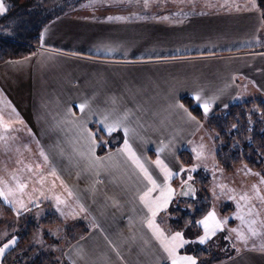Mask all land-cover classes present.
<instances>
[{"label": "crops", "instance_id": "1", "mask_svg": "<svg viewBox=\"0 0 264 264\" xmlns=\"http://www.w3.org/2000/svg\"><path fill=\"white\" fill-rule=\"evenodd\" d=\"M96 7L86 3L52 19L34 54L0 63V117L10 123L0 128V178L27 182L22 198L28 210L0 199L33 218L46 210L60 224L62 244L54 245L47 264H171L147 225L151 214L140 196L151 185L123 151L124 129L158 184L165 181L157 157L179 173V155L193 151V141L201 150L216 142L211 116L264 100V13L259 0H134L131 6ZM8 12L0 13V28ZM115 121L120 126L109 133L104 124ZM256 171L264 175V166ZM250 172L244 174L246 190H252ZM180 178L168 181L175 194L155 217L165 236L176 232L169 209ZM257 185L264 192V184ZM251 204H260L264 217V203ZM215 264H264V244L235 250Z\"/></svg>", "mask_w": 264, "mask_h": 264}, {"label": "rangeland", "instance_id": "2", "mask_svg": "<svg viewBox=\"0 0 264 264\" xmlns=\"http://www.w3.org/2000/svg\"><path fill=\"white\" fill-rule=\"evenodd\" d=\"M26 1L27 0H20L19 7H12L7 13L8 29L11 32H9V34H6V36H10L11 38L10 37H6V38L12 39L15 36L16 32L23 30V28L20 27L22 15L25 12H28V9H32L26 7L28 3ZM133 1L134 0H82V1L70 0V2L67 4V5L70 4L69 7H65L67 6L65 5L62 6L61 9L59 10H61L62 13L68 14L71 12H76L80 6L83 5L85 6L86 3L87 6L89 5L91 7L101 6L102 9H106V8L115 7L117 5L131 6L133 4ZM3 3H5L4 0ZM2 40L5 39L2 38ZM38 47L39 44L37 48ZM259 99L263 100L261 97H259L252 99V101L253 100L259 101ZM184 102L188 105V108L190 110H192L193 108L196 109V106L189 100H184ZM254 106L256 107V105ZM227 109L215 113V115L211 116V118H209L208 120L209 131L215 133L214 137L217 143L216 142L214 144L208 143V145L203 150H201V146H200L197 149V151H202L203 155L200 156L199 158L196 157V153L191 149L183 150L179 155V161L181 165L185 166V172L177 174L181 178L178 181L179 188L177 192V200L171 204L169 209V216L171 217V221L174 219V217L176 218V212H178L176 210L178 209L184 210L185 213L189 215L193 214L194 211L196 210H200L202 208L201 205L202 200L203 201L208 200L209 202L208 210L215 208L219 218L223 219L224 217H228L227 223L225 224L223 230H217L216 233L210 236L204 243H200V241L196 239L199 235L203 234L202 227L197 225L196 221L201 219L202 216L206 214L208 210L205 211V213L201 217L196 218L195 221H193V223H190L189 226H187L185 229L176 230V231H180L183 234L185 240L188 241L182 247H180V249L184 250V254L182 255H191L195 257L197 264H205L206 262H211L207 264H215L217 262V258L218 261L223 260L226 257L232 256L235 250L239 251L245 247H249V245L254 246L256 244L259 245V243L264 244V227H262L258 222L257 228L259 229V231L257 235L252 236L248 234L247 228L240 225V221L236 219L233 215V213H235L236 211L235 201L228 199V197L231 195H235L238 199L239 196L244 192H248V194L250 193L252 194V190H246L242 186L243 184L248 183L250 181L248 177L246 178L244 177L245 172H249L248 165H246L245 163H241L238 166L235 167L228 166V168L224 169L223 167H221L222 165L217 161L218 158L217 155H219V153L221 152L220 151L221 140L218 139L221 123L218 122L216 117L222 115L224 116ZM196 146H198V142L193 141L192 147L196 149L197 148ZM257 149L261 150L260 151L261 156L260 157L258 156L260 160L259 159L257 160L258 162L257 165L264 166V146H260V147L257 146ZM242 152L243 153H241V151H238V158H241L242 156L249 157L251 155L250 151L248 152L242 151ZM257 155H259V153ZM192 164H196L197 168L195 171L192 172V179L188 180V170L191 168ZM219 166L223 168L224 171L221 170L222 172H217L218 171L217 167ZM245 169L247 171H245ZM228 171H232V173L229 174ZM250 173L252 174V176L255 177V178L252 177L253 178L252 184H257L259 182V176L255 175V173H259V172L253 169L252 172ZM197 174H199V176ZM202 178H204L205 184H202L203 182ZM182 180H188V184H190L192 188L195 190L194 198L196 197L198 198V200L194 202V205L193 203H190L189 199L181 200V198L178 197L181 196L182 189L184 187L187 188L186 185H182ZM221 184L226 186L223 190H221V188L219 187V185ZM231 185H236L235 187L236 189H233ZM229 186L231 187L229 188ZM203 188L205 194L207 195L206 198H202V196H200L201 194H203V191H201ZM229 189H233L234 192H230ZM241 203L243 204L244 202L241 201ZM255 206H256V210L259 211V219L264 220L263 215L260 213V204H255ZM263 208L264 207L262 205V209ZM161 210L163 212L164 209ZM43 211L45 215L36 213V216H34L35 218L34 221L37 224L40 223V221L45 223L44 225L42 223L37 225L38 226L37 230L31 234L28 240V246L35 247L43 254L51 255L52 253H55L58 244H62L60 235L58 234V232H61L60 224L48 218L47 216L49 215H47L46 210ZM19 215H23V217H30V218L32 217L31 212L29 214L16 213L12 217L13 221L15 220V223L16 221L18 222L20 220V218L18 217ZM7 221L8 220H6L3 223L0 222V247H3V245L7 243V241L12 237H15V242L9 245L7 248H5L4 252L0 254V264H2V257L4 256V254L15 246V244L18 242L23 232V230L18 231L15 226L13 228H10L7 224ZM238 226L241 227L242 230L245 232V235L247 237L246 241L237 239V234L235 232L230 231L231 228H235ZM261 236L263 241L259 242L261 240ZM55 244H57L56 247L54 246ZM201 250H203L204 252L206 251L207 254H202ZM214 260L216 262H212Z\"/></svg>", "mask_w": 264, "mask_h": 264}, {"label": "trees", "instance_id": "3", "mask_svg": "<svg viewBox=\"0 0 264 264\" xmlns=\"http://www.w3.org/2000/svg\"><path fill=\"white\" fill-rule=\"evenodd\" d=\"M19 1L4 0V4L10 10L12 7H19ZM26 2H28L26 7L32 9H28V12L22 15L20 27L23 30L16 32L12 39L6 38L10 37L6 34L11 32L8 29L7 16L3 20L4 23L0 28V63L34 54L39 44V34L42 27L52 19L62 15L63 13L59 9L67 5L70 0H27ZM69 6L70 4L65 7ZM259 7L264 13V0H259ZM2 38L5 40H2ZM192 111L199 115L196 109L193 108ZM216 119L221 123L218 135V139L221 140V152L217 155V161L222 165L221 167L225 169L228 166L235 167L245 163L251 169H258L260 166L257 165V160L259 159L258 156H261V150H258L257 146H264V101L260 99L259 101L248 100L233 105L227 109L224 116L216 117ZM238 151H241V153H243L242 151H250L251 155L238 158ZM258 153L259 155H257ZM197 175L199 176V174ZM202 180V184H205L204 178ZM201 191H203V194L200 196L206 198L204 188ZM179 197L181 200L186 198L185 195ZM197 200L196 197L189 198L190 203H193V205ZM208 204V200H202V208L194 211L191 215L185 213L184 210H176L178 212H176V218L174 217L171 221L172 227L176 230L185 229L208 210ZM14 214L16 213L0 199V222L3 223L8 220L7 224L10 228L15 226L18 231L23 230L15 246L2 257V264H47L50 260V254H43L35 247L28 246V240L31 234L37 230V225L40 223L44 225L45 222L37 224L32 217L19 215L20 220L15 223V220L12 219ZM201 252L207 254L206 251L201 250ZM215 260L212 262H216ZM207 263L211 262L205 264Z\"/></svg>", "mask_w": 264, "mask_h": 264}, {"label": "snow or ice", "instance_id": "4", "mask_svg": "<svg viewBox=\"0 0 264 264\" xmlns=\"http://www.w3.org/2000/svg\"><path fill=\"white\" fill-rule=\"evenodd\" d=\"M147 3V0H146ZM6 11L5 4L3 0H0V13ZM199 100V95L196 97ZM205 112L208 111L209 103L204 102L202 105ZM79 108L83 110L85 108V104H80ZM191 115V114H189ZM195 119V117H192ZM119 121H115L112 123H105V129L111 133L115 128L119 127ZM0 128L5 130L10 128V123L3 120L0 117ZM125 139L123 144V151H125L128 156L131 158L132 162L144 173V176L148 180L151 187H149L145 192H143L140 196V200L143 202L145 207L148 209V212L151 214L147 219V225L150 229H152L154 235L157 240H159L161 246L164 248L165 252L168 254V258L171 260V264H196V258L191 255H180L177 251L178 248L182 247L188 241L185 240L183 234L180 231H176L171 234V236H165L163 230L160 229L159 225L155 222V217L158 211L161 209L167 208L169 202L175 194V190L168 183L171 177L175 174L185 172V166L181 165L179 168V173H174L172 169H170L159 157H157L155 163L160 168L161 172L164 174V184H158L157 181L149 174L147 168L141 163L140 159L137 157L136 153L132 150L130 144L127 140V132L128 129L125 128ZM89 139L92 144L96 143L94 135L91 131L88 132ZM203 146H201L202 148ZM196 153V157L199 158L203 155L202 151H197V149H193ZM41 155L44 156V159L47 160V156L44 155L43 150H41ZM39 167V165H37ZM197 168L196 164H192L191 168L188 170V180L192 179V172ZM29 170L31 167L29 166ZM251 171L250 169L248 170ZM53 175L55 172L53 171ZM255 175L259 176V183L264 184V175L260 173H255ZM12 180L15 181L14 184H9L8 181L0 178V198L7 203L18 205L20 209L27 211V206L25 201L23 200V195L26 194L25 190L27 188V182L20 180L17 176L13 175ZM188 180H182V185H186L187 189H182V195L195 194V190L192 188L190 184H188ZM221 190H223L226 186L221 184L219 185ZM159 190V194L155 197L152 196V193L156 190ZM36 191V189H33ZM230 192H234L233 189H229ZM17 193L20 195L17 196ZM29 195V200H32L33 197L31 194ZM71 195V192H69ZM11 197L12 199H9ZM258 199L261 203H264V192L261 191L260 187L257 184L252 185V195L250 196L248 192L242 193L239 198L235 195H231L228 197L229 200L235 201L236 211L233 213L234 217L240 221V225L247 228L248 234L255 236L257 235L259 229L257 228V223L264 227V220L259 219V211L256 210V206L251 204L253 199ZM57 202L60 203V198L57 197ZM241 201L244 203L242 204ZM15 210V208H14ZM228 217H224L223 219L219 218L215 208L209 209L206 214L202 216L201 219L196 221V224L201 226L203 229V234L199 235L196 239L200 241V243H204L210 236L214 235L217 230H223L225 224L227 223ZM231 232H235L237 234V239L245 240L247 239L245 232L241 227H235L230 229ZM227 238V237H226ZM15 242V237H12L0 247V254L4 252V249L9 245Z\"/></svg>", "mask_w": 264, "mask_h": 264}, {"label": "water", "instance_id": "5", "mask_svg": "<svg viewBox=\"0 0 264 264\" xmlns=\"http://www.w3.org/2000/svg\"><path fill=\"white\" fill-rule=\"evenodd\" d=\"M184 190H185V187L183 188ZM182 192V191H181ZM181 196H182V194H181Z\"/></svg>", "mask_w": 264, "mask_h": 264}]
</instances>
